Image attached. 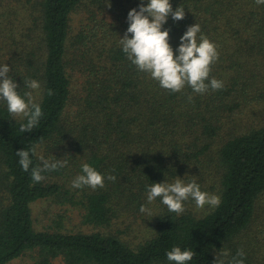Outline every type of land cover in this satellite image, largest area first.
Listing matches in <instances>:
<instances>
[{
    "label": "trees",
    "instance_id": "1",
    "mask_svg": "<svg viewBox=\"0 0 264 264\" xmlns=\"http://www.w3.org/2000/svg\"><path fill=\"white\" fill-rule=\"evenodd\" d=\"M142 2L0 0V65L9 66L21 96L30 91L26 81L39 82L33 100L43 113L22 133L25 121L0 99V264L26 253L31 264H174L166 256L173 247L196 253L187 264H213L238 250L244 264H264V4L170 0L185 11L162 26L174 54L195 23L217 47L210 79L224 87L197 94L162 89L123 53L127 14ZM23 149L35 150L27 172L16 155ZM41 156L68 164L36 183L31 168L42 166ZM84 163L116 180L73 188ZM177 178L195 180L220 205L200 209L189 199L179 215L163 204L157 214L140 211L151 183ZM43 199L79 207L93 229L53 219L38 229L32 205ZM126 213L148 227L137 242L114 228Z\"/></svg>",
    "mask_w": 264,
    "mask_h": 264
},
{
    "label": "clouds",
    "instance_id": "2",
    "mask_svg": "<svg viewBox=\"0 0 264 264\" xmlns=\"http://www.w3.org/2000/svg\"><path fill=\"white\" fill-rule=\"evenodd\" d=\"M255 3L261 5L264 4V0H255ZM110 6L108 3L107 7ZM169 16L174 22L183 20L185 11L181 7L173 10L170 0H147L146 6L142 2L138 11L135 8L129 10L128 27L119 41L126 58L139 71L147 73L151 79L157 81L162 89L171 93L182 92L185 87H190L197 94H204L209 90H222L224 87L222 81L210 79L212 65L218 60L216 45L201 34L200 25L195 23L180 37L179 46L174 54L169 43V31L162 30ZM9 72L7 64L0 65V99L6 102L7 110L13 117L25 121L20 125V132H32L37 128L43 115L42 109L34 102L31 92H26L24 96L18 93L19 86ZM25 84L33 90L38 91L40 88L39 82L35 80H28ZM47 94L51 96L54 93L49 90ZM188 99L191 101L192 97L189 96ZM30 151L35 154L34 149ZM30 151L23 149L16 152L19 164L25 172L29 171L32 165ZM39 159L42 166L31 168V178L36 183L44 179L42 173L58 170L68 164L67 160L49 161L43 156ZM81 169L82 174L72 182L75 189L89 187L95 190L105 186V179L113 182L116 180L113 175L105 178L88 163L82 164ZM157 198H160L170 212L177 215L184 212V202L189 199L194 200L196 207L200 209L205 205L215 208L221 203L219 196L201 191L195 180L185 183L180 178L172 183H151L147 188L148 204ZM140 211L147 215L152 214L146 205H141ZM194 255L196 253L193 250H182L180 247H173L166 253L167 260L174 264H187ZM244 256V252L238 250L231 259H227L228 253L224 252L216 255L213 264H244Z\"/></svg>",
    "mask_w": 264,
    "mask_h": 264
},
{
    "label": "rangeland",
    "instance_id": "3",
    "mask_svg": "<svg viewBox=\"0 0 264 264\" xmlns=\"http://www.w3.org/2000/svg\"><path fill=\"white\" fill-rule=\"evenodd\" d=\"M76 28H79L83 25L81 18L78 15H73V23ZM33 98H36L39 94V91L32 90ZM214 179V178H213ZM187 203H190L187 201ZM148 207L151 209V215L161 212L162 202L155 200L153 203L148 204ZM192 208V207H190ZM194 209V207H193ZM33 215L36 227L42 229L46 224L52 221H57L58 224H63L65 227L71 230H90L93 229L90 225L83 222L81 210L79 207H76L71 204L61 205L55 202L53 199H43L38 200L32 205ZM195 210V209H194ZM62 215L61 220L59 216ZM114 228H119L121 235L126 237L129 240L134 242L139 241L142 238V234L145 232L146 226H144L143 220L138 216L137 220L134 221L126 213L119 219L114 225ZM32 258L29 253H26L24 256L17 258L10 264H31ZM58 262H55V264Z\"/></svg>",
    "mask_w": 264,
    "mask_h": 264
}]
</instances>
